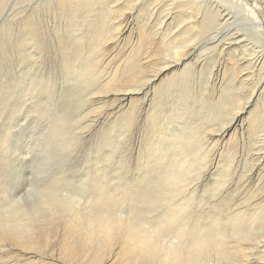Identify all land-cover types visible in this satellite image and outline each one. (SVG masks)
I'll return each instance as SVG.
<instances>
[{
    "label": "rangeland",
    "instance_id": "obj_1",
    "mask_svg": "<svg viewBox=\"0 0 264 264\" xmlns=\"http://www.w3.org/2000/svg\"><path fill=\"white\" fill-rule=\"evenodd\" d=\"M79 1L0 0V32L5 41L0 47V224L15 228L34 214V224L40 225L38 231L33 226L27 248L11 233L0 235V264H77L63 253V220L85 226L98 217L100 223L103 212L97 214L85 203L96 189H118L126 194L125 202L111 206L107 214L116 225L129 228L137 220L147 227L151 220L162 221L166 212L176 216L174 202L192 197L187 188L169 186L165 201L145 207L142 218L131 212L127 202L129 191L134 190L131 166L135 165L139 176L148 159L151 162L175 152L168 147L174 138L166 141L163 137L157 138L159 150L149 154V143L155 141L149 132L155 128L151 114L157 107L168 116L185 111L191 122L187 129L192 128L200 141L201 146L193 148L195 167L185 173L195 189L191 213L180 216L192 220L188 230L197 229L192 213L229 216L245 212L247 216L226 231L199 222L198 237L212 235L215 246L209 254L193 248L190 236L183 239L187 248L173 246L170 236H160L155 258L146 255L142 263L179 264L175 261L178 249L182 255L189 254L194 264H264V2L118 0L110 5L112 11L96 4L88 15L85 10L71 14L68 7L63 12L56 10L62 2L73 5ZM257 3L261 9L250 11ZM31 19L37 21L42 39L37 47L33 43L22 47L20 40L29 32ZM23 20L26 29H22ZM78 42L84 51L71 68H65L64 52ZM73 47L68 53L72 54ZM23 49L28 59L23 58ZM252 58L262 60L261 64L250 66ZM178 62L179 67L161 73L165 66ZM84 66L92 69L90 76L82 71ZM139 66L143 78L128 82L127 73ZM188 69L190 78L185 85L168 87L170 79ZM212 71L213 94L205 102L200 88ZM246 73L254 77L248 79ZM41 79L49 81L48 91L38 88ZM109 79L117 84H110ZM149 79L153 82L145 89ZM186 85L194 95L176 100ZM183 104L187 110H179ZM130 113L135 121L131 122ZM163 124L170 130L183 128L179 121L172 123L167 118ZM168 159L172 164V158ZM40 217L42 222L37 221ZM247 234L252 235L244 237ZM123 241L105 248L88 239V264L96 256L97 264H142L134 255L121 254Z\"/></svg>",
    "mask_w": 264,
    "mask_h": 264
},
{
    "label": "bare ground",
    "instance_id": "obj_2",
    "mask_svg": "<svg viewBox=\"0 0 264 264\" xmlns=\"http://www.w3.org/2000/svg\"><path fill=\"white\" fill-rule=\"evenodd\" d=\"M119 1L121 2V0H119ZM262 1L264 2V0H262ZM117 3H118V0H81V1H79V2H77L75 4H73V5H71L69 3H66V2L65 3L62 2L61 4H59V6L56 8V10L58 12H63L68 7V10H70L71 14L74 13V12H77V10H85V15H88L92 11L91 6H95L96 4L97 5L100 4L101 6H105L106 10L112 11V9H110V5L111 4H117ZM128 4H129V2H128ZM261 7L262 6H260V4L257 3V4H255L253 6V9H249V10L250 11L251 10H258V8L260 10ZM114 11L115 10H113V12ZM255 21H257V19L254 18L253 22H255ZM208 22L211 23L210 21H208ZM28 24H29V29L30 30H29V32L25 33L23 35V38L20 40L21 43H22V47H25V46L29 45L30 43H33V46L37 47L38 45H40L39 43H40V41L42 39L41 36H40L39 25H38V23H37V21L35 19H33L31 22H28ZM21 25H22V29H24V28L26 29L27 28L26 20H23ZM3 36L4 35H2L1 32H0V47H2L3 43L5 42V41H3V38H4ZM96 37L99 38V35H96ZM80 44H81L80 42L74 43L73 45H70L69 47L65 46V44H64V46L67 47L66 50H68V51H69L71 46H74L73 50H72V54H71V52L68 53V51L64 52V55L62 57V65L65 68H71L72 65H74L73 62L77 60L76 58H80L79 56L84 51L83 48L80 49V46H79ZM230 46H232V45H230ZM26 50L23 49L24 53L21 51L23 53L22 55H24L23 56L24 59H28L29 58V56L26 55ZM242 54L244 56L246 55L245 52H243ZM255 59L256 58H252L251 59L252 62L250 61L248 64L250 66H257L258 64H261L262 60H259V59L255 60ZM179 66H180V62H178L177 64H174V65H167V66L164 67V70H162L161 73H164L165 71L168 72V71L172 70L173 68H176V67H179ZM91 70L92 69L90 67H86L85 68V66H84V69H82V71H84L85 75H87V76L88 75L90 76V73H91L90 71ZM245 70L248 71V67ZM143 72L144 71H143V69L140 66L134 68L133 70H130L127 73V75H126L128 77V82L130 81L133 84L137 83L140 80V78L142 77ZM188 72L185 71L182 75H179V77L170 79L168 81V84H167L168 87L170 88V87H172L174 85H177L179 83H184V85H185L186 78H190V76H189L190 69H188ZM91 75H94V73L91 74ZM156 77L157 76H155L153 78L155 79ZM247 77H248V79H252L254 76L252 77V74L249 73V74H247ZM212 78H213V71L208 74L204 85L200 88V96L204 99L205 102H207L208 99L213 94L212 91H211V88H210V84H211V79ZM45 79L44 80L41 79L40 82L42 83V85L38 86V88L40 87V91L41 92L48 91L50 89L49 81H46ZM109 81H110V84H115V85L117 84V81H115L113 79H109ZM151 82H153L151 79L147 80V82L145 83V85H146L145 89L149 88V86L152 84ZM188 89H189V87L187 85L183 86L181 89H179L178 95L175 96L176 100L181 101L182 97H185V96H188V95L189 96L190 95L193 96L194 93L192 92V94H190L187 91ZM189 91H190V89H189ZM255 93H256V90L252 94L255 95ZM164 96H166V93H164ZM182 108L183 109L179 108V110H187V107L184 104L182 105ZM188 112H189V110H188ZM135 114H136V112H135ZM187 115L188 114L187 113L185 114V111L184 112L182 111L181 113L175 114L173 116H168L166 114V112L163 109H161V107L160 108L157 107V110L154 111V113L152 111L151 116H152V121L155 123V128L154 129L152 128L151 131H149V132L151 133V135L153 134L152 137H155V139H154L155 141H151L149 143V147H150V153L149 154L153 155V154H155V152H157L159 150V147H160L161 143L157 141V138H163V137H166V141H168V139H170L168 137L174 138V142L173 143H171L169 141L168 147L170 146V148H172V150L174 149L175 152L174 151H172V152H174L176 154H174V153L172 154L171 150L167 147L169 149V151L171 152L172 156H169V157H166V158H163V157L157 158L156 157L157 159L156 158L152 159L151 162H149L150 160L148 159V163L146 165L147 166L146 170L144 172H142V174H139V176L135 172V168H134L135 165L131 166V171L133 173L132 184L134 186V188L133 187L132 188L134 190H130L129 191L130 192V199L127 201L129 206H130L131 212L135 213L138 216H141L140 218H142L143 215L145 216V212H146L145 207H149V206L153 207V206H156V205L160 204L161 202L165 201V196H166V194L169 193V188H168L169 186H178V187L183 188L184 190H185V188H187L188 189L187 192L192 197H190V198H188V200H186V198L184 197L186 194H183L184 196L181 194L185 198L183 200V202H182V200L181 201L178 200V203H176L177 200L174 202L172 207L174 209L173 212L176 214V216H174V217H172V216L170 217V215L167 216V212H166V215H165V217H164V219L162 221H157V222L155 221L153 223L152 220H151L150 223H152V224H148L147 223V225H148L147 227L142 226L140 222L137 223V220H134V223L131 225V227H129V228L126 227L125 228V226H123V225H116L115 223L112 222L113 219L112 220L110 219L111 220L110 221L108 219V217H107V214L109 213L108 212L109 208L111 206H113V205H117L118 206L119 203L125 202V201H122V199L125 198V196H126L125 193L124 194L122 193L123 190L120 192V191H117L118 189L117 190L115 189L116 191H114V189L113 190L111 189L108 192H104V191H101L100 189L97 191V189H96V191H97L96 192L95 189H94L95 192L91 193L90 197L88 198V200L85 203L87 204V208H90L95 213H97L98 210H99L98 213L102 211L103 213H102L101 216H102L103 219H100V223H98L97 222L98 221L97 220L98 217H96V218L92 217L91 222L89 221L90 222L89 224H83L85 226L80 225L79 223H77V221H74L73 224H72L71 223L72 220H70L68 218L63 220L64 221V226H63L62 231L60 232V237L63 239L61 241H63V245H64V248H63V253L64 254L66 253L70 258L75 259L77 264H88L90 262V259H91L90 255H88L87 250H86V248L88 246H90V244L87 243L88 239H92V243L93 242H98L97 243L98 246H103L105 248L106 247L110 248V246L114 245L115 241H118L119 239H122L124 241H123L122 245L120 246L121 247V251H122L121 254L122 255H132V257L134 255L136 261L137 262L139 261L138 263H142V262L144 263L143 258H145L146 255H149L148 257H152V258L154 257L155 258L154 255L156 253H158L156 246L158 245L157 244L158 243L157 240H158V238H160V236H162V238L163 237L165 238L166 236H170L169 238L173 239L175 241V242H173V240H172V242H171V244L173 246H177V245L182 246V245H184L185 242L183 241V239L186 240L185 237L190 236L191 240H192V243H193V248L196 247V249H199V250L203 251L201 253H205L204 251H206V253L209 254L210 250H211V246L213 244L212 235L208 234V235H206V238L200 239L198 237L199 226H200L199 222H201V221L209 222L214 228L215 227L219 228V229L220 228L221 229L224 228L225 231H226V228H233V227H235L237 225L239 226L240 223H238V222L241 221V220L242 221L245 220V218L247 216V213L240 212V211H239L240 213L237 212L238 214L235 213V215L233 214V215H229V216H223V215H219V214L215 216V215H212L213 212L209 213V214L199 215V216L197 214L193 215V213H192L191 214L192 216L190 215L192 217V219L194 217L197 218L196 219V224H195L197 229L194 231L195 228H193V230L189 231L188 229H189V226L191 224L190 222H192V220L190 219V222H189V218H185V217L182 218V219L180 218V216H184V215L188 216L189 213H191V204L194 201L193 194H195V193H193V192L195 191V189L193 188L194 189V191H193L192 187L194 186V183H193L192 179H190L188 176H186L185 173L187 172V174H188L189 169L192 168V167H195V162H196L197 158H196V154H195V151H194L193 148L195 146H197V147L201 146L200 143H198L200 141L196 139V135L197 134H195V131L192 132L190 130L192 128L187 129V128H189L190 123H191L190 121H188L190 119L187 118ZM165 118H167L172 123L179 121V124H181L183 126V128L181 130L180 129H174V130L172 129V130H170L167 126H165L163 124V121H164ZM134 119H135L134 118V113H130L131 122L135 121ZM174 119H176L177 121H175ZM157 121L160 122V124H161L160 126L158 125ZM180 121H183V123H180ZM235 124H236V122L232 123L231 126L225 130V132L223 133L222 139H224V137L227 134V132L231 128H233ZM132 128H133V126H132ZM132 134H133V130H132ZM154 142H156V143H154ZM133 143H134L133 145H136V141H134ZM170 157L172 158L171 160H172V164L173 165L170 162H167V159L168 158L170 159ZM148 158H151V157H148ZM169 163H170V166H169ZM134 174H137L138 178L135 179ZM143 182H146L145 183L146 185L144 187H142V188L135 187L139 183H143ZM180 185H182V186H180ZM119 186L121 187V185H119ZM120 187H118V188H120ZM149 189L151 190L150 194L148 192ZM176 192H178V191H176ZM184 193H186V192H184ZM167 197H169V196H167ZM171 201H173L172 198H171ZM61 204H62V202H61ZM258 207L260 208V206H258ZM260 209H258V210H260ZM148 210H150V209H148ZM44 211H46V210H44ZM23 212H25V211H23ZM53 213H55V212H53ZM97 214H95V215H97ZM160 219H158V220H160ZM35 220H36V215L29 214V216L25 220L19 221V223L16 225L15 228H13V226H11V224L8 225V224H3L2 223V224H0V235L2 237H5V235H8L7 233H11L14 236V238L16 239L17 242H19L23 247L27 248L28 246H30L31 239L33 237V235H32L33 228H34L33 226L37 227V231H38V227L40 226V225L37 226V225L34 224ZM37 221L42 222L43 220L41 221V217H40ZM249 223H250V221H249ZM74 224H77V225H74ZM210 224H208V225H210ZM204 227L205 226H203V228ZM219 229H217V230H219ZM37 231H34V234H36ZM4 232H5V234H4ZM234 232H238V231H234ZM211 234H213V233H211ZM214 234H216V233H214ZM216 235H214V236H216ZM250 235H252V234H249V235L247 234L244 237H247V238H248V236L251 237ZM9 236H10V234H9ZM190 243H191V241H190ZM186 246H188V245H186ZM214 246H212V247H214ZM182 254L183 253H181V251L179 252L178 249H177V253H175V256H176L175 261L177 263H179V264H192L194 262V261H192L191 256L189 254L188 255H182ZM171 258H173V256ZM98 260H99V256H96L95 261L92 264H97Z\"/></svg>",
    "mask_w": 264,
    "mask_h": 264
}]
</instances>
